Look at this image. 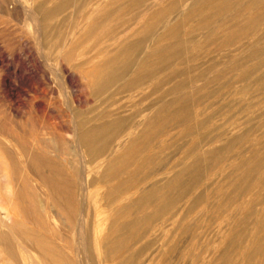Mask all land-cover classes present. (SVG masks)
I'll return each instance as SVG.
<instances>
[{
  "label": "rangeland",
  "instance_id": "374dc122",
  "mask_svg": "<svg viewBox=\"0 0 264 264\" xmlns=\"http://www.w3.org/2000/svg\"><path fill=\"white\" fill-rule=\"evenodd\" d=\"M167 1L144 0L127 28L101 47L112 51L119 42L132 41L133 31ZM188 1L174 0L177 5L147 36L130 68L97 94L86 89L76 65L62 54L52 55L45 24L30 8L34 0H0V134L22 166L13 179L20 182L23 203L12 218L29 233L12 227L15 218L1 228L20 264H234L229 253L238 251L231 238L251 211L246 197L235 192L232 177L241 168L246 174L243 162L264 148V99L256 89L264 69V14L262 23L247 26L250 20L242 17L247 11L235 0H217L190 19L185 15ZM62 14L52 20L65 25L63 35L59 28L52 30L59 50L74 43L81 51L77 61L92 56L88 43L100 41L101 30L94 31L93 41H84L79 34L85 24L74 19L76 11ZM74 20L79 22L71 27ZM176 20L182 22L180 37H158ZM239 33L242 44L235 41ZM190 37L200 45L185 43ZM177 41L182 53L172 56L168 48ZM146 62L158 72H147ZM137 79L141 86H127ZM254 108L258 113L251 117ZM84 131L97 140L90 145L89 134L81 137L85 174L76 142L77 133ZM208 132L212 137L205 140ZM1 151L0 192L5 193L11 172ZM223 192L238 195L241 204L228 205L229 195ZM263 204L256 203L252 213L250 247L264 221ZM256 257L264 261L261 254ZM6 263L1 257L0 264Z\"/></svg>",
  "mask_w": 264,
  "mask_h": 264
},
{
  "label": "bare ground",
  "instance_id": "6f19581e",
  "mask_svg": "<svg viewBox=\"0 0 264 264\" xmlns=\"http://www.w3.org/2000/svg\"><path fill=\"white\" fill-rule=\"evenodd\" d=\"M178 1V0H177ZM188 1V0H187ZM210 1H217V0H190L189 5L187 6L190 8V11L185 14L186 17L188 18H195L200 13L204 10L207 9L208 3ZM32 2V0H31ZM147 2V1H146ZM184 2V1H183ZM236 3L240 5L245 11L243 12L242 17L246 20H250L251 23L246 24L247 26H252L255 23H258V20H260L261 14H264V0H235ZM22 3V2H20ZM87 3V4H86ZM144 0H34V6L31 7V11H33V14H36L39 18L40 21H43V24H45L44 29L46 28V37H48V45L51 48L52 55H63L64 59L68 62V64H74L76 65V69L79 70V72L83 75V77L87 81V85H85L86 89L87 87L93 88L95 90V93L100 94L103 92L107 87L109 88L112 82L118 78H120L125 71L130 68L131 64L135 61L136 55L140 52L142 46L144 45V42L147 40V36L153 35L155 32V28L164 21V18L170 13L171 11L175 8V5H177L174 0L167 1L165 4L160 5L159 7L153 10L150 14V18L145 24L144 27L142 28H136L132 36L134 39L132 41H122L118 43V46L116 49L110 51L109 49L107 50L106 47L102 48L101 46L103 45L104 40L107 39H114L117 34L120 33V31L123 30V28L128 25L127 23L131 21V19L136 15L137 8L140 4H143ZM178 3V2H177ZM180 3V0H179ZM178 3V4H179ZM182 3V2H181ZM180 3V4H181ZM218 3V2H217ZM86 4V5H85ZM90 4V5H89ZM213 5V3H210ZM19 5V4H18ZM17 5V6H18ZM23 5V4H22ZM187 5V4H186ZM4 6V5H3ZM211 6V5H210ZM26 7V6H24ZM89 7V8H88ZM1 8V7H0ZM27 8V7H26ZM29 8V7H28ZM30 8L28 10H30ZM74 9L76 11V17L77 19H81L82 23L85 24V28L82 29L81 33L79 34L81 39L84 41H93V33L97 29L101 30V37L100 41H97L96 43L92 44L88 43L89 48H91V55H88L86 58H83L80 61H77L76 58L79 57V54L81 51H79V48H76L74 43L67 48L66 50H59L57 47V43L54 42V37L52 30H55L59 28L58 33H62L65 30V25L61 28L59 25H57L54 21L53 18L58 16V15H63L62 12H65L66 9ZM16 9V8H15ZM141 9V8H140ZM1 10V9H0ZM3 10V9H2ZM217 10V8H216ZM83 11V12H82ZM200 11V12H199ZM222 11V10H221ZM261 11V12H260ZM82 12V14H81ZM217 12V11H216ZM32 13V12H31ZM67 13V12H66ZM73 13V12H70ZM6 14V13H5ZM15 14V13H14ZM30 14V13H29ZM219 14V13H217ZM71 15V14H70ZM74 15V13H73ZM16 16V15H15ZM32 16V15H31ZM68 17L69 15H65ZM264 16V15H263ZM62 17V16H61ZM184 17V16H183ZM65 18V17H64ZM71 18V16H70ZM182 18V17H181ZM203 18V17H202ZM33 19V18H32ZM58 19V17H57ZM56 19V20H57ZM73 19V17L71 18ZM134 19V18H133ZM76 20V19H75ZM74 20V24H71L68 21V25L66 27L70 26L71 27L76 25L75 22H79ZM181 20V19H180ZM171 21V23L167 24L166 30H164L161 34H159L158 37L163 38V39H170L171 37H180V26L182 24L181 21ZM207 20V19H206ZM224 20V19H223ZM245 20V21H246ZM264 20V19H263ZM62 21V20H61ZM65 21V20H64ZM166 21V20H165ZM192 21V20H191ZM211 21V20H210ZM244 21V22H245ZM73 22V21H71ZM253 22V23H252ZM40 23V22H39ZM63 23V22H62ZM61 23V24H62ZM262 23V21H261ZM264 23V22H263ZM42 24V23H40ZM60 24V23H58ZM67 24V23H65ZM211 24V22H210ZM260 25V24H259ZM62 26V25H61ZM206 26V25H205ZM234 26V25H233ZM56 27V28H55ZM183 27V25H182ZM208 27V26H207ZM232 27V26H231ZM64 28V30H62ZM127 28V26L125 27ZM253 28V27H251ZM260 28V27H259ZM67 29V28H66ZM240 29V28H239ZM246 29V28H245ZM255 29V27H254ZM133 30V28H132ZM40 35L43 34L42 29L38 27V30ZM69 31V30H68ZM215 31V30H214ZM233 31V30H232ZM238 31V30H237ZM246 31V30H245ZM210 32V31H209ZM240 32V31H239ZM243 32V31H242ZM263 32V31H262ZM38 33V34H39ZM182 33V32H181ZM230 32H227L229 34ZM254 34V33H253ZM226 35V34H225ZM239 37H235V41L238 43L242 44V35L241 33L238 34ZM152 37V36H151ZM227 37H230L228 35ZM233 37V36H232ZM42 38V37H41ZM49 38H51L53 41L50 42ZM117 38V37H116ZM130 38V37H129ZM224 38V37H223ZM222 38V39H223ZM257 39V38H256ZM255 39V40H256ZM80 40V39H79ZM162 40V39H161ZM200 40V39H199ZM43 41V40H42ZM76 41V40H75ZM103 41V42H102ZM181 41V40H180ZM180 41H177L175 44L169 46L168 48V54L171 53L172 56L173 54L178 53L179 51L182 50L179 49L180 47ZM240 41V42H239ZM39 42V41H38ZM185 42V41H184ZM182 42V43H184ZM223 42V41H222ZM236 42V43H237ZM185 43L191 44V47H197L200 45V42L197 41L195 38L191 39L188 38V40ZM229 43V42H228ZM237 43V44H238ZM188 45V44H187ZM228 45V44H227ZM231 45V44H230ZM235 45V43H234ZM211 46V45H210ZM255 47V46H254ZM253 47V48H254ZM41 48V47H40ZM146 48V47H145ZM166 48V47H165ZM182 48V46H181ZM237 48V47H236ZM259 49V48H258ZM261 49V48H260ZM87 50V49H86ZM158 50V49H157ZM160 50V49H159ZM146 51V50H145ZM89 52V51H88ZM257 51H252L253 54H255ZM177 55V54H176ZM256 55V54H255ZM167 56V55H166ZM250 56V55H249ZM181 57V54L180 56ZM212 58V57H211ZM65 61V62H66ZM74 61V62H73ZM262 62L261 60H258ZM259 62V63H260ZM149 63V62H148ZM153 63H155L153 61ZM242 63V62H241ZM145 68L147 69V72L149 71H156L154 70L155 64H147L145 63ZM161 64V63H159ZM259 65V64H258ZM18 66V65H17ZM61 66V64H60ZM69 66V65H68ZM149 66V67H148ZM157 66V65H156ZM254 66V65H253ZM6 67V66H5ZM70 67V66H69ZM69 67H67L69 69ZM73 67V66H72ZM71 67V68H72ZM17 68V67H16ZM255 68V66H254ZM145 69V71H146ZM258 69V68H256ZM255 71V70H254ZM158 72V71H156ZM23 73V72H21ZM127 73V72H126ZM141 73V72H140ZM150 73V72H149ZM261 74V80L259 84H257L256 89L261 92L262 97L264 99V69L260 72ZM16 75V74H15ZM226 75V74H225ZM246 75V74H245ZM258 75V74H257ZM18 76V75H17ZM232 77V76H231ZM243 77V76H242ZM16 78V77H15ZM20 78V77H19ZM22 78V77H21ZM26 78V77H25ZM33 79V78H32ZM30 80V79H29ZM122 79H120L121 81ZM229 80V79H228ZM234 80V79H233ZM19 81V80H18ZM31 81V80H30ZM20 84V83H19ZM140 80L137 79L136 81H132L131 83L127 84L128 87H136L140 85ZM84 86V84H83ZM141 86V85H140ZM248 86V85H247ZM127 87V88H128ZM83 88V87H82ZM107 88V89H108ZM112 88V87H111ZM251 88V87H249ZM212 89V88H211ZM225 89V88H224ZM6 90V89H5ZM240 90V89H239ZM242 90V89H241ZM109 91V90H108ZM238 91V90H237ZM253 91V90H252ZM256 91V90H255ZM87 92V91H85ZM245 92V91H243ZM239 93V92H238ZM237 93V94H238ZM247 93V92H246ZM249 93V92H248ZM251 93V92H250ZM256 93V92H255ZM245 94V93H244ZM260 94V93H259ZM257 94V96L259 95ZM260 94V95H261ZM236 95V94H235ZM251 96V95H249ZM86 97H84L85 100ZM248 98V96H245V99ZM250 98V97H249ZM259 98V96H258ZM83 99V97H82ZM252 100V99H251ZM255 100V99H254ZM246 101V100H245ZM81 103V100L79 101ZM85 102V101H84ZM254 102V101H253ZM241 103V102H240ZM256 103V102H255ZM263 103V104H262ZM262 109L264 110V100L262 102ZM81 106L82 103H81ZM118 106V105H117ZM251 107V106H250ZM244 108V107H243ZM15 109V108H14ZM256 111L250 112V116L252 115L255 117V115L258 113L257 109L254 108ZM242 111V110H241ZM2 112V111H1ZM223 112V111H222ZM239 112V111H238ZM247 112V111H246ZM264 112V111H263ZM262 112V113H263ZM239 114V113H238ZM264 114V113H263ZM18 115V114H17ZM240 116V115H239ZM251 116V117H252ZM75 117V116H74ZM231 117V116H230ZM245 117V115H244ZM236 118V117H235ZM76 119V118H75ZM238 119V118H237ZM175 120V119H174ZM177 120V119H176ZM255 120V119H254ZM246 121V120H244ZM175 122V121H173ZM248 123V122H247ZM77 124V123H76ZM177 124V123H176ZM231 125V124H230ZM76 126V125H75ZM161 126V125H160ZM232 126V125H231ZM234 126V125H233ZM232 126V127H233ZM79 128V127H77ZM162 128V126H161ZM205 128V127H204ZM192 129V128H191ZM197 129V128H196ZM209 130V129H208ZM211 131V129H210ZM215 131V130H214ZM77 132V130H76ZM90 132V131H89ZM202 132V131H201ZM207 132V131H206ZM93 133V132H91ZM87 133V131H84L83 133H77L76 135V142L79 147V155H80V160L79 164L81 167V170L83 174H85V168H86V155H85V147H83V143L81 141V137L83 140L85 139L88 134V139L90 140V145L95 144V139L92 134ZM213 134V133H212ZM190 135V134H189ZM98 136V135H97ZM167 136V135H166ZM246 135H244L245 137ZM212 137L211 133H206L204 136L205 140H210ZM262 137V136H261ZM173 138V137H172ZM248 138V137H247ZM98 139V138H97ZM197 139V138H196ZM255 139V138H254ZM256 140V139H255ZM259 140V139H258ZM198 141V140H196ZM257 141V140H256ZM200 142V140H199ZM261 142V141H259ZM258 142V143H259ZM10 143V142H9ZM181 143V142H179ZM186 143V142H185ZM194 143V142H193ZM211 143V142H210ZM171 144V143H170ZM192 144V143H191ZM196 144V143H195ZM215 144V142H214ZM239 144V143H238ZM249 144V143H248ZM252 145V143L250 142ZM255 144V143H253ZM188 145V144H187ZM198 145V144H196ZM196 145H195V151H196ZM236 145V144H234ZM240 145V144H239ZM260 145V143H259ZM194 146V145H193ZM216 146V145H215ZM255 146V145H254ZM264 146V145H263ZM75 147V146H74ZM93 147V146H92ZM227 147V146H226ZM85 148V149H84ZM193 148V147H192ZM234 148V147H233ZM0 149L2 150L1 152H4L8 164V171L11 172L10 178L6 180V187H5V193L0 192V258L4 257L5 260L7 261L6 264H20L18 262L17 255L15 251L13 250L12 243L9 241V238L7 236V233L1 228V225H5L6 223L9 222L11 219H14L12 223V227L19 230L23 234H27V230L23 229L21 221H19L16 217L12 218L13 214L16 212L18 208L21 207L23 201L22 198L24 197V192L21 189V186L19 187L18 182L14 181L18 179V175H13L14 172L17 173V171L21 170L22 166L19 169V166L21 163L18 165V160L17 157L15 158L12 151L10 150L8 146V142L4 137H2V134H0ZM198 149V148H197ZM203 149V148H202ZM247 149V148H246ZM254 149V148H253ZM200 150V149H199ZM194 151V150H193ZM209 151V150H208ZM225 151V150H224ZM237 151V150H236ZM249 151H251L249 149ZM66 152V151H65ZM87 152V151H86ZM226 152V151H225ZM228 152V151H227ZM238 152V151H237ZM184 153V152H183ZM192 153V152H190ZM26 154V153H25ZM186 154V153H185ZM214 154V153H213ZM226 154V153H225ZM249 154V153H248ZM250 156V158H247V161H244L243 159V164L246 167V174H241V169L237 170L234 174L233 178V188L236 193L243 194V197H246V201H244L245 205L247 208L251 211L245 214L244 216V225L242 229L235 234V237L231 238V246H233L234 250L238 251L236 254L229 253L234 257H230L231 261L232 259L234 260V264H239L240 261L241 263L243 260H246V264H258L259 261L263 262V260H259L256 257V254H261V256L264 257V221L261 227L257 230L258 233L255 234V246L252 245L250 247V243H247L248 240L251 238L252 234L249 231V227L254 221V215L252 213H255V204L258 202H263L264 203V148L258 149L257 151H254ZM27 157L28 154L26 155ZM198 156V155H197ZM210 156V155H209ZM212 157V156H211ZM247 157V156H246ZM33 158V157H32ZM31 158V159H32ZM36 158V157H35ZM213 158V157H212ZM236 158V157H235ZM19 159V158H18ZM211 159V158H210ZM215 159V158H213ZM217 159V158H216ZM5 160V161H6ZM154 160V159H153ZM227 160V159H225ZM235 161V160H234ZM237 161V159H236ZM48 162V161H46ZM45 162V163H46ZM50 162V161H49ZM156 162V161H155ZM219 162V161H218ZM211 163V162H210ZM235 163V162H234ZM233 163V164H234ZM230 161V165H231ZM238 164V163H237ZM41 165H44L41 163ZM217 165V164H216ZM229 165V163H228ZM236 165V164H235ZM240 165V164H239ZM238 166V165H237ZM178 167V165H177ZM203 167V165H202ZM215 167V166H214ZM224 167V165H223ZM229 167V166H228ZM235 167V166H234ZM240 167V166H239ZM243 167V166H241ZM244 167V168H245ZM194 168V167H193ZM210 168V167H209ZM227 168V167H226ZM225 168V169H226ZM17 170V171H16ZM80 170V171H81ZM227 170V169H226ZM244 170V169H243ZM252 172L250 173V171ZM232 171V170H231ZM189 173V172H187ZM199 173V172H198ZM232 173V172H231ZM230 173V174H231ZM243 173V172H242ZM79 174V173H78ZM82 174V173H81ZM179 176L180 173L178 174ZM232 175V174H231ZM5 176V175H4ZM16 176V179H13V177ZM83 176V175H82ZM202 176V175H200ZM198 176V177H200ZM21 177V176H20ZM19 177V179H20ZM183 177V175H182ZM5 178V177H4ZM201 178V177H200ZM85 179V177H84ZM83 179V180H84ZM211 179V178H209ZM213 179V178H212ZM224 179V178H223ZM189 180V179H188ZM191 181V180H190ZM224 181V180H223ZM232 181V180H230ZM85 182V181H83ZM82 182V183H83ZM192 182V181H191ZM199 182V181H198ZM197 182V183H198ZM201 182V181H200ZM204 182V181H203ZM87 183V182H85ZM195 183V182H194ZM193 183V184H194ZM224 183V182H223ZM229 183V181H228ZM183 184V183H182ZM84 185V183H83ZM81 184V186L83 187ZM218 185V184H216ZM225 185V184H224ZM86 186V185H84ZM223 186V185H221ZM131 187V186H130ZM222 189V188H221ZM129 190V189H128ZM224 191V190H223ZM233 192V191H232ZM176 193V192H175ZM224 193V192H223ZM26 194V193H25ZM226 194V193H224ZM86 195V194H85ZM183 195V194H182ZM222 195V193H221ZM229 194H226V196ZM234 194H230L226 200L229 201L228 205L235 206V205H240L242 201L238 197V195L233 196ZM187 196V195H186ZM225 196V197H226ZM85 199V197H84ZM88 199V198H87ZM86 199V200H87ZM225 199V198H224ZM243 199V198H242ZM181 201V200H180ZM85 202V201H84ZM178 203V201H177ZM86 204V203H85ZM264 205V204H263ZM166 206V205H165ZM85 207V206H83ZM257 207V206H256ZM210 208V207H209ZM240 209V208H239ZM258 209V208H257ZM169 210V208L167 209ZM171 210V209H170ZM248 210V211H249ZM254 210V211H253ZM19 211V209H18ZM17 211V213H18ZM75 211V210H74ZM218 211V210H217ZM225 211V210H224ZM223 211V212H224ZM227 212V211H226ZM60 214V212H58ZM57 213V214H58ZM169 213V211H167ZM82 214V213H80ZM217 215V214H216ZM263 215V214H262ZM18 216V215H16ZM60 216V215H59ZM80 216V215H79ZM166 216V215H164ZM174 216V215H173ZM24 217V216H23ZM169 217V216H168ZM82 218V217H81ZM170 218V217H169ZM173 218V217H172ZM176 218V217H175ZM180 219V218H179ZM264 219V218H263ZM81 220V219H79ZM62 221V220H61ZM223 221V220H222ZM80 222V221H79ZM176 222V221H175ZM178 222V221H177ZM81 223V222H80ZM179 223V222H178ZM232 224V223H231ZM9 225V224H8ZM220 225V224H219ZM80 226V225H79ZM81 228L83 227L80 226ZM226 227V226H225ZM255 227V226H254ZM253 227V228H254ZM63 228V227H62ZM256 228V227H255ZM122 229V228H121ZM175 229V228H174ZM82 230V229H81ZM84 230V229H83ZM252 232L254 229H251ZM81 232V231H80ZM29 233V232H28ZM137 233V232H136ZM79 237L81 238V234L78 232ZM141 234V233H140ZM9 235V234H8ZM83 235V234H82ZM31 236V235H30ZM29 236V237H30ZM120 236V235H119ZM230 236V235H229ZM254 236V235H253ZM78 237V236H77ZM121 237V236H120ZM126 237V236H125ZM123 238V237H122ZM84 239V238H83ZM150 239V238H149ZM254 239V238H253ZM80 240V239H79ZM124 240V239H122ZM86 241V240H85ZM119 242V241H118ZM128 242V241H127ZM130 242V240H129ZM122 243V242H121ZM168 243V242H167ZM229 243V242H228ZM247 243V248L244 246ZM124 244V243H123ZM129 244V243H128ZM167 245V244H166ZM130 246V245H129ZM52 247L54 245L52 244ZM123 247V246H122ZM146 247V246H145ZM254 247V248H253ZM113 248V247H112ZM126 248V247H125ZM36 249V248H35ZM86 249V248H85ZM128 249V248H127ZM131 249V248H130ZM138 249V248H137ZM52 250V249H51ZM121 250V249H120ZM242 250V253L241 251ZM38 251V250H37ZM121 252V251H120ZM125 252V251H124ZM127 252V251H126ZM57 253V252H56ZM52 254V253H51ZM131 254V253H130ZM226 254V253H225ZM223 254L222 257L225 255ZM228 254V253H227ZM226 254V256H227ZM50 255V254H49ZM60 255V254H59ZM53 256V255H52ZM88 256V255H87ZM219 256V255H218ZM60 257V256H59ZM65 257V255H64ZM221 257V256H220ZM228 257V256H227ZM68 258V257H67ZM125 258V257H124ZM225 258V257H224ZM262 258V257H261ZM142 259V258H141ZM218 259V258H217ZM221 259V258H220ZM243 259V260H242ZM132 260V259H130ZM128 260V261H130ZM37 261V260H36ZM47 262V260H45ZM39 262V261H38ZM5 263V262H4ZM40 263V262H39ZM48 264V263H45ZM224 264V263H223ZM226 264V263H225Z\"/></svg>",
  "mask_w": 264,
  "mask_h": 264
},
{
  "label": "crops",
  "instance_id": "0c3cea01",
  "mask_svg": "<svg viewBox=\"0 0 264 264\" xmlns=\"http://www.w3.org/2000/svg\"><path fill=\"white\" fill-rule=\"evenodd\" d=\"M180 83H181V81H180Z\"/></svg>",
  "mask_w": 264,
  "mask_h": 264
}]
</instances>
